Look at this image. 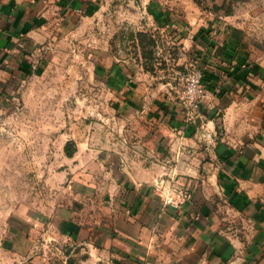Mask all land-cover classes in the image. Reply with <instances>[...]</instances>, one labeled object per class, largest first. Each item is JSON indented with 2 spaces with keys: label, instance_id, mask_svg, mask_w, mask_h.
<instances>
[{
  "label": "crops",
  "instance_id": "obj_1",
  "mask_svg": "<svg viewBox=\"0 0 264 264\" xmlns=\"http://www.w3.org/2000/svg\"><path fill=\"white\" fill-rule=\"evenodd\" d=\"M96 1L0 0V104L9 97L7 86L29 66L25 57L49 24L85 12ZM187 12L182 19L188 25L175 33L184 36L189 30V61H198L205 72L203 123L187 118L178 81L161 80L131 58L113 65L107 86L125 101L121 116L131 137L125 139L130 152L123 167L119 158L112 169L119 172L118 189L126 196L120 214L109 223H80L59 210L39 219L35 212L27 219L14 212L13 222L0 212V225H7L2 243L10 249L0 253L2 260L264 264V57L249 54L257 49L250 50L245 39L212 31L210 22L200 23L205 17ZM164 164L172 170L164 171ZM160 177L174 180L170 204L162 201L164 190L148 187ZM218 197L239 216L237 223L226 222L230 217L214 204ZM39 235L51 243L50 251L40 250Z\"/></svg>",
  "mask_w": 264,
  "mask_h": 264
},
{
  "label": "rangeland",
  "instance_id": "obj_2",
  "mask_svg": "<svg viewBox=\"0 0 264 264\" xmlns=\"http://www.w3.org/2000/svg\"><path fill=\"white\" fill-rule=\"evenodd\" d=\"M190 9L212 31H229L257 49L249 54L264 57V0H98L49 24L0 104V212L7 220L59 210L80 223H109L120 214L126 196L112 169L119 158L123 167L131 137L121 116L125 101L109 93L107 74L131 58L182 88L184 75L203 68L189 61V30L175 33L188 25L182 17ZM161 178L148 187L164 190L162 201L170 204L174 180ZM214 204L226 222H238L224 198ZM6 228L1 223L0 253L10 251L2 243ZM37 240L42 252L51 250L42 236ZM3 258L0 264H8Z\"/></svg>",
  "mask_w": 264,
  "mask_h": 264
},
{
  "label": "built area",
  "instance_id": "obj_3",
  "mask_svg": "<svg viewBox=\"0 0 264 264\" xmlns=\"http://www.w3.org/2000/svg\"><path fill=\"white\" fill-rule=\"evenodd\" d=\"M204 69L194 67L192 71L183 76L180 99L188 119H197L203 123L205 116L201 110L204 98L207 95Z\"/></svg>",
  "mask_w": 264,
  "mask_h": 264
}]
</instances>
